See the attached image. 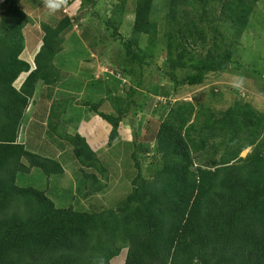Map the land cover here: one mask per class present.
<instances>
[{
    "label": "trees",
    "instance_id": "trees-1",
    "mask_svg": "<svg viewBox=\"0 0 264 264\" xmlns=\"http://www.w3.org/2000/svg\"><path fill=\"white\" fill-rule=\"evenodd\" d=\"M22 1L0 3V264H111L123 249V264H264V111L248 101L235 100L214 113L173 97L153 135L155 153L146 176L139 157L145 145L133 132L131 188L114 208L80 210L67 202L56 207L53 194L57 198L60 189L24 180L22 174L31 169L50 178L64 175L61 161L19 141L38 93V114L45 124L32 121L28 133L42 137L49 127L59 148L71 146L81 177L65 185L77 193L70 201L102 192L109 177L84 137L68 134L60 123L67 101L58 99L61 93L53 95L62 79L54 59L63 50L71 18L40 24L43 35L31 70L20 58L23 30L32 23ZM96 1L80 0L79 9ZM116 1L112 17L103 21L120 48L115 67L132 85L124 94L109 91L114 114L99 109L102 97L81 103L111 126V150L122 119L136 115L144 70H160L174 96L181 85L200 86L208 74L228 71L258 0H162L159 7L157 0H134L128 36L119 32L128 0ZM22 73L27 76L16 88ZM85 75L94 97L107 90L108 73L103 79ZM167 90L163 96L172 95ZM56 124L63 127L58 132ZM55 181L64 186L62 178Z\"/></svg>",
    "mask_w": 264,
    "mask_h": 264
},
{
    "label": "rangeland",
    "instance_id": "rangeland-1",
    "mask_svg": "<svg viewBox=\"0 0 264 264\" xmlns=\"http://www.w3.org/2000/svg\"><path fill=\"white\" fill-rule=\"evenodd\" d=\"M35 1L23 0L22 5H20L21 9L32 20V23L28 24L23 30L25 49L21 57L27 61L29 55L31 56L35 49H38L41 45L43 32L40 24L42 22L55 24L63 15L71 18L72 26L63 33L65 37L62 45L63 50L54 59V63L61 69L62 75L60 86L56 88L59 90L56 93L54 89V92L56 95L61 93L58 99L67 101L68 106H65L66 110L64 113L71 118V127H67V133L71 135L80 134L86 142L87 140L92 142L91 149H94L102 164L108 169L109 177L108 187L102 192L94 193V195L89 193L87 197H85V194L84 196H79L78 194V200L76 201V198H74L75 201L71 202V196L76 193V190L73 187L65 188V185L71 182L74 183L81 177V174L79 175L77 163L72 160L71 146L68 143L66 144L67 147L62 145L59 148V152L55 150L54 152L61 154L59 160L65 166L64 175L50 178L38 169L34 172V175L27 176L22 174L25 181L29 182L31 180L30 184H34L37 187L40 185L46 188L47 186L55 185V190L53 188L55 192L60 189L59 191L61 192L57 198L53 194L56 207H65L67 204L72 203L75 208L88 211H99L116 207L129 193L131 188L130 180L135 171H133V162L129 158V154L133 150V132L138 136V143L145 145L144 151L146 152L142 153L141 151L139 157L143 164V174L146 176L149 173L146 165L153 161L155 153L153 135L156 132L160 118L165 115V109L170 106L168 104L172 103L173 97L174 99H184L195 104L198 103L203 109H211L214 113L224 111L235 100L248 101L256 109L264 111V0H258L248 26L239 39V45L234 56L235 62L228 71L219 74H208L200 86L181 85L175 91L177 94L174 96L171 82L161 74L160 70H157L155 66L144 70L141 86L137 87L138 94L135 96L138 103L136 115L130 114L122 119L119 125L118 138L112 144L114 150H111L107 144L111 126L98 115L90 112L81 103L90 100L96 102L97 98L100 99L102 97L105 100L99 109L103 112L114 114L112 103L106 97L109 95V91L111 95H113L111 93L112 90L117 94H124L128 86L132 85L115 67L116 63L118 65L120 63H118L120 48L111 36L112 29L107 28L103 21V17H112L118 1L97 0L94 6L84 5L82 9H79L80 0H72L68 4L66 3L68 0H43L40 3ZM1 2L2 0H0ZM161 2L162 0H157L156 7H159ZM133 4L134 0H128L126 12L121 19L122 25L119 28V32L125 36H128L131 30ZM59 7H61L62 11H59ZM142 44H144V41ZM159 59L164 61L162 58ZM88 73L91 74L93 79H103L104 74L108 73V76L105 75L107 83H104V88L107 90H103L102 94L98 95L99 97H94L96 93L94 92L93 95L92 91L87 89L90 78H85L86 75L84 76V74L88 75ZM109 75L111 78H109ZM82 77L84 78L83 80ZM119 80L120 84L116 88L115 85ZM18 81L14 82V86L17 85ZM39 85L41 83H38L37 86ZM154 88L156 90L152 92L151 90H154ZM165 90L170 94L172 93V95L163 96L162 93ZM39 99L38 93L35 97V103L29 106V108H32L28 111L26 120L37 109ZM63 116L62 114L61 124L65 123L62 121ZM55 127L57 132L63 128L58 124ZM47 129L49 130L47 134L39 139L35 136L36 133L32 134L34 138L31 137V139L26 141L28 142L29 150L53 156L50 153L53 151L57 141L51 135L49 127ZM21 132L20 135L23 137ZM95 137L97 138L94 139ZM53 138L55 142L51 144L50 142L53 141ZM249 151L250 148L243 150L240 153V157H244ZM130 166L132 167L131 169ZM87 171L91 172L93 170L89 169ZM35 173H39V175H35ZM98 176L100 175L98 174ZM61 178L64 186L62 182L59 185L54 183L55 180L57 182ZM25 181L20 180L19 183L24 184ZM125 253L126 250L123 249L110 263L123 264Z\"/></svg>",
    "mask_w": 264,
    "mask_h": 264
},
{
    "label": "crops",
    "instance_id": "crops-1",
    "mask_svg": "<svg viewBox=\"0 0 264 264\" xmlns=\"http://www.w3.org/2000/svg\"><path fill=\"white\" fill-rule=\"evenodd\" d=\"M25 49V48H24ZM39 50V48L38 49H35V51L32 53V55L30 56L29 55V59L26 61L25 59H23L22 57H21V55H22V53H24V50H23V52L21 53V55H20V58L22 59V60H24V61H26L27 63H29V65H30V67H31V70L32 69H34V56H35V54L37 53V51ZM26 76H27V73H22L19 77H18V79L17 80H19L18 81V83H17V85H15V87L16 88H19L20 87V85L22 84V82L24 81V79L26 78ZM60 85H58L56 88H58ZM55 88V92L57 93L58 92V90L59 89H56ZM54 92V94L53 95H55L54 97H56L57 95H56V93ZM30 108H32V107H30ZM30 108L26 111V114H25V118L28 116V111L30 110ZM39 108H37L35 111H34V113L32 114V116L31 117H29L27 120L25 119V121L23 122V126H22V128H21V134H23V137H24V139H23V137L20 135V137H19V140H21V142H23V143H28V142H26L28 139H31V137L32 138H34V136L32 135L33 133H28V127H29V125H30V123L33 121H35V123H40L41 121H43V119H41L40 117L41 116H39ZM63 118H62V121L63 122H65L64 124H66L67 125V127L68 126H70V121H71V118L70 117H68L67 115H66V113H63ZM42 123V125L44 126V122H41ZM71 127V126H70ZM69 128V127H68ZM26 136H28L27 137V139H26ZM36 137H37V139H39V138H41L40 136H38V135H36ZM43 137V136H42ZM97 137H95L94 139H96ZM93 139V140H94ZM53 140V139H52ZM51 144H54V141H51L50 142ZM87 143L89 144V146L91 147L92 146V142L90 141V140H87ZM92 148V147H91ZM54 150L56 151V152H59L60 150H59V147L55 144L54 145V147H53V151L50 153V154H52L53 156H48V157H52V158H55V159H57V160H59V158L61 157V154L60 153H58V154H56L55 152H54ZM94 150V149H93ZM31 151H33V150H31ZM34 152V151H33ZM36 153H39V152H37L36 151ZM39 154H41V153H39ZM42 155H44V156H47V155H45V154H42ZM60 161V160H59ZM63 170L65 171V166L63 165ZM30 173H27V175H32V174H34V172H35V169H31L30 171H29ZM35 175H39V173H35ZM63 181V180H62ZM63 184V183H62Z\"/></svg>",
    "mask_w": 264,
    "mask_h": 264
},
{
    "label": "clouds",
    "instance_id": "clouds-1",
    "mask_svg": "<svg viewBox=\"0 0 264 264\" xmlns=\"http://www.w3.org/2000/svg\"><path fill=\"white\" fill-rule=\"evenodd\" d=\"M40 47V46H39ZM18 79V78H17ZM14 85V84H13Z\"/></svg>",
    "mask_w": 264,
    "mask_h": 264
}]
</instances>
